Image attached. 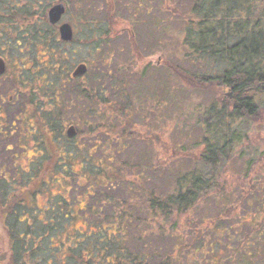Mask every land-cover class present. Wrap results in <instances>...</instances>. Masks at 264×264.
<instances>
[{"label":"trees","instance_id":"obj_1","mask_svg":"<svg viewBox=\"0 0 264 264\" xmlns=\"http://www.w3.org/2000/svg\"><path fill=\"white\" fill-rule=\"evenodd\" d=\"M190 1L191 16L183 29L182 44L192 71L182 70L180 73L175 69V73L192 87L204 92L213 87L223 90L224 94L220 100L206 106L202 114L205 133L194 166L185 172L171 174L167 191L157 194L141 187L138 189L143 190L139 191L132 188V184L126 187V171L136 168L129 165L128 160H120L115 172L120 174L119 177L109 169V165L116 161L113 156L126 147L121 140L141 135L135 131L132 121L139 117L135 111L143 106L140 99L126 91L129 82L125 84V81L131 75L129 70L124 69L119 78L109 73L95 74L93 80L101 83L98 82L92 90L80 83L76 86L74 98L71 93L67 95L64 92L66 101L62 100L57 86L64 81L76 80L70 78V74L61 73L56 50L60 39L45 16L47 9L62 3V0H53L50 4L48 0H0V57L12 70L18 60L19 68L16 69L19 71L16 73H19L15 81L23 86L30 82L34 85L28 73L22 71L27 62H36L28 54L30 52L40 50L42 56L49 57L52 66L47 68L51 80L32 93V100L41 97L43 102L48 99L50 110L43 111L41 104L40 110L27 113V116L31 114L38 118H34L38 123L30 127L32 130L28 135L34 141L33 151L37 152L33 155L36 161H31L30 166L38 161L34 172L40 176L45 172L44 168L41 170L44 160L53 158L52 154H55L56 159L51 160L55 162L56 173H63L62 168L67 171L62 175L63 182H67L64 190L67 192L75 185L82 187L81 183L72 181L74 174L68 168L73 164L72 160L80 161L83 182L86 183L83 197L88 203L85 209L74 211L73 204H77V200L70 202L66 195L60 196L55 200L62 208L55 207L43 218L37 212L45 208H36L31 203L33 193H37L32 183L38 184V180L32 175L22 180L21 185L16 184L15 179L9 180L0 161V220L11 240L9 264H43L50 253L53 255L52 264H264V221L256 217L264 214L261 201L254 199L240 204L242 209L251 208V204H254V209H260L249 215L248 220L235 217L240 224L234 225L225 221H228L230 212L237 209L238 198L231 199L227 205L223 203L221 214L213 218L215 220L206 217L208 214L204 208L205 202L220 199L224 202L231 197L232 192L230 197L218 198L226 189L219 183V174L227 168L237 149L243 146L244 136L240 137L239 125L261 117L264 0ZM93 24L84 26L89 33L95 32L98 37L96 43H100L101 35ZM107 34L109 32L106 31L105 36ZM9 60L11 63L14 61L12 66ZM92 63L90 60L85 63L88 66L83 79L90 74L87 68ZM108 92L119 99L108 103ZM118 116L124 117L123 124L126 121L127 127H121ZM18 117L20 121L25 120ZM80 124L86 128L85 131H80ZM65 128L73 129L74 139L66 137ZM69 144L77 148L74 153L65 150ZM90 162L95 163L92 168L88 166ZM137 168L140 172V167ZM142 182L145 180H139ZM21 190L23 195L15 194ZM29 207H33L37 215L27 222ZM78 210L85 214L87 221L92 220L93 228L88 233L78 231L75 235H67L73 240L68 244L57 242L45 247L43 237H61L62 230L77 217ZM225 210L227 215L223 214ZM180 219L187 223V227L177 234L175 230ZM194 224L203 227L199 233L188 229ZM242 227L250 231L242 233Z\"/></svg>","mask_w":264,"mask_h":264},{"label":"rangeland","instance_id":"obj_2","mask_svg":"<svg viewBox=\"0 0 264 264\" xmlns=\"http://www.w3.org/2000/svg\"><path fill=\"white\" fill-rule=\"evenodd\" d=\"M48 1L49 4L53 2V0ZM62 4L65 5V13L59 23L71 25L74 34L72 42L62 43L59 41L56 45L60 60L59 66H62L61 73L71 74L74 66L82 62L87 63L90 60L93 63L87 68L90 70V74L85 79L70 83L64 81L63 84L57 86V93L62 94L61 99L66 101L64 92L67 95L71 93L70 96L74 98L76 86L80 83L90 90L97 86L98 82L101 83L102 81L93 80L95 74L98 75L99 73L102 76L101 74L109 73L110 76L119 78L124 69H128L131 75L125 81V84L129 82L126 91L140 99L139 101L143 106L142 109L135 111L134 114L139 115V117L132 121L136 127L135 131L141 135L138 138L129 137L127 140H121L126 147L118 155L113 156L116 161L109 165V169L115 173L120 160H128L129 165L133 164V167H136L134 168L136 171L131 169L126 171L125 175L122 172L127 188L131 187L129 184H132L134 189L141 187L149 191L153 190L157 194L164 193L167 191V182H169L168 179H170L171 174L185 172L194 166L205 133L202 128V114L206 106L215 102L216 99L220 100L224 94L223 90H215L213 87H208L210 90H205V92L192 87L185 78L181 79L175 73V69L180 73L182 70L185 72L192 71V66L187 59L186 48L182 44L183 29L191 16V1L62 0ZM110 18L111 20H109ZM91 22L95 23L93 25L98 30V34L101 35L100 43H96L98 37H96L95 32L89 33L84 26ZM106 31L109 34L105 36ZM105 40L107 42H104ZM28 54L33 60L36 59V64L24 63L22 71L28 73L34 81V85L32 82L26 86L18 84L15 81L16 75H10L9 72L5 78L0 79V124L2 126L8 124L6 131L12 130L14 132L5 141L6 147L11 148L10 151L4 150L3 143L0 145V161L3 162L9 180L15 179L16 184L21 185L22 180H26L32 175L38 180V184L32 183L33 188L37 189V193H33L32 202L30 200L29 202L36 208H45L44 211L38 210L37 212L43 218L55 207L62 208L60 204L56 203L58 200H55L60 196L66 195L70 202L77 200V204H73L74 211L77 208L85 209L88 205L83 197L85 194L83 187L86 186V183L83 182L84 172L80 170V161L74 162L72 160L73 164L68 168L74 174L71 177L74 179L72 181L81 183L82 187L79 188L77 185L74 188L70 187V189L67 187L69 189L67 192L64 191L67 182H63L64 178H62V175L67 171L62 168L63 173H56L53 165L55 162L52 163L51 160L56 159L55 154L51 153L53 158H46L44 165L41 164V170L44 168L45 172L40 173V176L34 172V168L38 167L36 165L38 161L30 166L31 161H36L33 157L36 151H33L35 149L34 141L28 135L32 130L30 127L34 126V123H38L35 121L38 118L31 114L27 116V113L29 110L32 112L36 109L40 110L42 105L43 111L50 110V106L47 105L48 99L43 102L41 97L32 100V93L51 80L52 77H50V73L47 74V68L48 65L50 68L52 66L49 57L42 56L40 50ZM9 63L12 66L14 61L11 63L9 60ZM43 66H45L44 69ZM16 67L19 68L18 60H16L13 69L15 73ZM52 97L55 99V96ZM117 97L112 96V92H108L106 100L108 103H114L119 99ZM9 98H12L9 103L11 105L7 104ZM58 103L60 105L65 104L64 102ZM260 107L261 117L258 120L242 123L238 127L240 137L244 136L242 139L243 146L237 149L238 153H235L227 168L219 174L221 177H218L220 178L219 183L226 188L225 192L218 198L220 199L221 196L231 197L225 199L224 202L221 199L205 202L204 208L208 214L206 217L209 219L215 220L213 218L221 214L222 204H229L233 198H238L239 204H237L235 211L230 212L228 221H225V223H232L233 225L238 223L234 219L235 217L239 216L242 221L248 220L249 215H253L254 211L258 212L260 209H254V204H251L249 209H242L240 204L254 199L264 204V96L261 99ZM18 114L25 120L17 122L18 128H15L16 126L11 127L10 122L15 120ZM118 117L121 127H127L126 121L125 125L123 124L124 117ZM129 121L131 122V120ZM114 122L117 123V121H112V123ZM79 126H81L79 127L80 131H85L84 126L81 124ZM108 147L111 150L112 147L110 145ZM76 149L72 144L66 145L65 148L69 153H74ZM241 149H243L242 152ZM151 163L152 167H149ZM94 165V162L88 163L90 168ZM137 167H140V172ZM129 173L130 175H128ZM119 175L117 174L118 177ZM141 179H144L145 183H139ZM40 183L43 184L40 185ZM141 188L138 190L142 191ZM22 193L21 190L16 191L15 194L21 196ZM29 209L27 222L33 220L34 215H37L33 207H29ZM223 214L227 215L226 210ZM263 215L261 213L256 217L260 221H264ZM84 216L85 214L78 210L77 217L71 221L70 225H66V228L62 230L64 232L61 237L56 236L54 239L50 236L43 237L42 242L45 247L57 242L68 244L73 240L67 235H75L78 231L88 233L94 225L91 219L87 221ZM42 220L39 219V221ZM197 224L188 229L192 228L196 233H199L203 227L201 225L197 227ZM186 227L187 223L180 219L175 232L181 234ZM241 231L247 233L250 230L247 227H242ZM10 246L11 240L0 220V264H9ZM51 259H53V255L50 253V256L47 255L44 259L43 264H52Z\"/></svg>","mask_w":264,"mask_h":264},{"label":"water","instance_id":"obj_3","mask_svg":"<svg viewBox=\"0 0 264 264\" xmlns=\"http://www.w3.org/2000/svg\"><path fill=\"white\" fill-rule=\"evenodd\" d=\"M64 13H65V5H63L62 3H57L56 5L50 7L47 12V17H48V21L50 25L53 26V25L58 24V22L63 17ZM72 35H73V32H72V27H70V25L61 24L59 26V38L63 42H70V40H72ZM4 69H5V65L0 60V75L4 72ZM74 71L75 72L73 73V77H78V76H82L83 74H85L87 70H86L85 65L82 64L81 66L77 67ZM73 134H74V131L72 128H70L67 131L68 137H72Z\"/></svg>","mask_w":264,"mask_h":264},{"label":"flooded vegetation","instance_id":"obj_4","mask_svg":"<svg viewBox=\"0 0 264 264\" xmlns=\"http://www.w3.org/2000/svg\"><path fill=\"white\" fill-rule=\"evenodd\" d=\"M41 3L42 2H40L39 3V5H41ZM56 5V4H55ZM52 6H54V5H52ZM51 6V7H52ZM48 10L49 9H47V12H48ZM47 12H46V14H45V16L47 17ZM62 19V18H61ZM61 21V20H60ZM59 21V22H60ZM58 22V24H56V25H50V23H49V21H48V17H47V23L50 25V26H52V27H54L55 28V33L58 35V38H59V26L61 25V24H64V23H59ZM70 27H71V25H70ZM72 32H73V34H74V30H73V27H72ZM60 39V38H59ZM73 41V35H72V40H70V42H72ZM60 42H62V43H70V42H63L61 39H60ZM0 60L4 63V65H5V69H4V72L0 75V79H2V78H5V76H7L8 74V72H10V75L12 74V75H16V73H15V70H12V69H10L9 67H8V65H7V63L5 62V59L4 58H2V57H0ZM85 65V67L87 66L85 63H79V64H77V65H75L74 66V69L72 70V72H71V74H70V78H73L74 80H77V79H80V80H82L84 77H85V74L87 73V71H86V73L85 74H83L82 76H78V77H73V73L75 72L74 70L77 68V67H79V66H81V65ZM12 71V72H11ZM11 99L12 98H9V100H8V103L7 104H9L10 103V101H11ZM9 105H11V104H9ZM0 110H1V108H0ZM2 112V111H1ZM19 112V111H18ZM17 112V113H18ZM29 112H30V110H29ZM19 115V114H18ZM21 122L20 121V119H19V117H16V119L15 120H12L10 123V126L11 127H15V128H18L17 127V122ZM8 125V124H7ZM6 124L5 125H1L0 124V145H1V143H3V148H4V150L5 151H10L11 150V148L10 147H6V144H5V141H6V139H8L10 136H12L13 135V131L12 130H9V131H6V128L8 127ZM18 125H19V123H18ZM70 128H68V129H66L65 130V135H66V137H68V135H67V131L69 130ZM74 137H75V132H74V134H73V136L72 137H68L69 139H74ZM8 146V145H7ZM0 148H1V146H0ZM0 218H1V214H0Z\"/></svg>","mask_w":264,"mask_h":264}]
</instances>
